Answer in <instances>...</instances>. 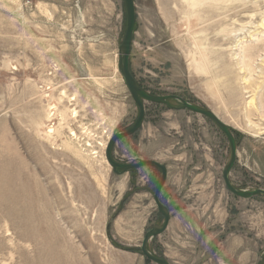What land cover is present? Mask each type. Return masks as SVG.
<instances>
[{
  "label": "rangeland",
  "instance_id": "obj_1",
  "mask_svg": "<svg viewBox=\"0 0 264 264\" xmlns=\"http://www.w3.org/2000/svg\"><path fill=\"white\" fill-rule=\"evenodd\" d=\"M160 2L134 0L137 83L220 116L235 137L232 185L264 190V0L189 11L171 0L167 22ZM125 27L123 0H0V264H154L137 247L163 220L152 197L160 172L116 175L105 159L138 113L117 68ZM144 107L112 153L167 166L171 219L149 251L170 264H264V196L225 188V135L188 110Z\"/></svg>",
  "mask_w": 264,
  "mask_h": 264
},
{
  "label": "water",
  "instance_id": "obj_2",
  "mask_svg": "<svg viewBox=\"0 0 264 264\" xmlns=\"http://www.w3.org/2000/svg\"><path fill=\"white\" fill-rule=\"evenodd\" d=\"M123 4L126 14V27L123 39L118 47L117 68L137 107L138 113L134 123L130 127L126 128L124 131L117 132L110 137L105 148V159L108 165L111 167V171L116 175H123L127 172L138 170L143 167H151L160 172V177L154 186V193L152 197L157 211L163 220L161 224H154L149 230L145 232L142 242L137 248L147 260L154 264H170L165 258L156 256L148 249L149 240L163 234L167 230L171 219L169 207L160 199V192L167 180V166L154 160H140L135 163H120L113 158L112 153L113 146L117 141L133 135L141 128L145 117L144 102L165 105L166 108L170 110H188L209 119L217 127V129L225 135L230 147L229 162L222 170V179L225 188L232 195L241 199H250L258 195L264 196V190H241L232 185L229 179V174L235 164L237 157L235 137L228 125L225 124L213 111L191 104L177 95H153L147 93L139 86L130 66V52L136 24L134 0H123ZM170 99H173L179 103V106L174 107L170 105L168 102Z\"/></svg>",
  "mask_w": 264,
  "mask_h": 264
},
{
  "label": "bare ground",
  "instance_id": "obj_3",
  "mask_svg": "<svg viewBox=\"0 0 264 264\" xmlns=\"http://www.w3.org/2000/svg\"><path fill=\"white\" fill-rule=\"evenodd\" d=\"M170 1L171 0H161V2L160 3H158V11H159V14H160V18H162L165 22H167L168 20H169V18L170 17H172V15H174V11H173V9H171V8H169V3H170ZM179 1V0H178ZM159 2V1H158ZM181 2L183 3V4H185L186 5V7L188 8V11H189V9L191 10L192 8H195L196 6H201L202 4H207L206 2H209V4L210 3H213V4H217V3H219V4H221V3H226L227 2V0H181ZM222 4V5H223ZM211 5V4H210ZM184 6V5H183ZM208 6V5H207ZM184 10V12L186 13L187 11L185 10V9H183ZM199 12H197V14H198ZM158 20V19H157ZM261 25H263V23H261ZM262 27V26H261ZM252 36V35H251ZM250 36V37H251ZM241 41V40H240ZM195 43L196 42H194V45H195ZM239 43V42H238ZM239 44H241V43H239ZM237 45V44H236ZM199 46V45H198ZM238 46H240V45H238ZM238 47H236V49H237ZM241 49V48H240ZM247 49V48H246ZM249 49V48H248ZM234 51V50H233ZM247 53H250V50H249V52L248 51H246ZM245 52V53H246ZM238 54V53H237ZM232 55V54H231ZM249 57V56H248ZM237 58V57H236ZM201 61L202 62H204V63H206V59L203 57L202 59H201ZM235 61V60H234ZM237 61V60H236ZM236 63H243V66L245 67V68H247V69H250L251 68V59H250V63L249 62H244V60L242 61L241 59H239V62H236ZM188 64L189 65H194V66H199V64L200 63H198V61L196 60V59H194V58H192V59H190V60H188ZM239 65V64H238ZM241 65V67H242V64H240ZM254 66V65H253ZM253 68V67H252ZM241 70H246V69H243V68H241ZM242 72V71H241ZM243 80H245V81H243V82H246V78H243ZM247 105V104H246ZM248 106H250V107H254L255 108V110L256 111H258L259 110V108L257 107V106H255V101H254V99H253V97L250 99V101L248 102ZM216 114V113H215ZM50 114L48 113V116H49ZM217 115V114H216ZM218 116V115H217ZM50 117V116H49ZM219 118H221L220 116H218ZM48 134L50 135L51 134V130H49L48 131Z\"/></svg>",
  "mask_w": 264,
  "mask_h": 264
},
{
  "label": "flooded vegetation",
  "instance_id": "obj_4",
  "mask_svg": "<svg viewBox=\"0 0 264 264\" xmlns=\"http://www.w3.org/2000/svg\"><path fill=\"white\" fill-rule=\"evenodd\" d=\"M169 101H175V100H173V99H170ZM169 101H168V102H169ZM172 106H173V105H172ZM178 106H179V105H178ZM174 107H177V106H174Z\"/></svg>",
  "mask_w": 264,
  "mask_h": 264
},
{
  "label": "trees",
  "instance_id": "obj_5",
  "mask_svg": "<svg viewBox=\"0 0 264 264\" xmlns=\"http://www.w3.org/2000/svg\"><path fill=\"white\" fill-rule=\"evenodd\" d=\"M231 130V129H230ZM232 131V130H231Z\"/></svg>",
  "mask_w": 264,
  "mask_h": 264
}]
</instances>
